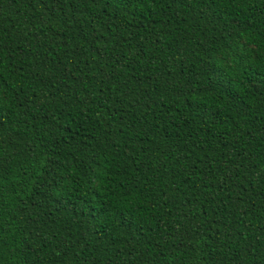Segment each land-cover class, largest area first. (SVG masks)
I'll return each instance as SVG.
<instances>
[{
	"label": "trees",
	"instance_id": "trees-1",
	"mask_svg": "<svg viewBox=\"0 0 264 264\" xmlns=\"http://www.w3.org/2000/svg\"><path fill=\"white\" fill-rule=\"evenodd\" d=\"M0 264H264V0H0Z\"/></svg>",
	"mask_w": 264,
	"mask_h": 264
}]
</instances>
